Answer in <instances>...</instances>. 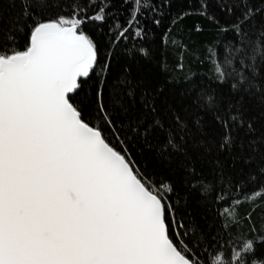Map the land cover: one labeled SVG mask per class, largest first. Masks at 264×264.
I'll list each match as a JSON object with an SVG mask.
<instances>
[{"label":"snow or ice","instance_id":"1","mask_svg":"<svg viewBox=\"0 0 264 264\" xmlns=\"http://www.w3.org/2000/svg\"><path fill=\"white\" fill-rule=\"evenodd\" d=\"M196 5L0 0V264H264V0ZM191 15L208 70L159 84Z\"/></svg>","mask_w":264,"mask_h":264},{"label":"trees","instance_id":"2","mask_svg":"<svg viewBox=\"0 0 264 264\" xmlns=\"http://www.w3.org/2000/svg\"><path fill=\"white\" fill-rule=\"evenodd\" d=\"M175 3L176 7L185 9L190 5L197 6L196 0H175ZM197 22L207 26V21L201 20L196 15L187 16L182 24L175 29L176 35L173 37L175 45L161 46L156 52V59L140 66L142 71L159 84H164L173 78L179 79L193 71H207L208 65L201 66L198 57L193 54L196 40L203 37H196L193 32V40L189 42L187 38L188 31L194 29ZM222 53L223 50H221V58H223ZM181 57H183V70L178 66L181 63ZM145 60L147 61V58ZM256 191L261 195L257 196ZM241 199L245 202L233 208L232 218L239 221L236 227L232 229L233 234L264 236V187H259L256 190L249 189L248 194L242 196ZM220 207L223 208V205ZM225 222H228L227 218Z\"/></svg>","mask_w":264,"mask_h":264}]
</instances>
